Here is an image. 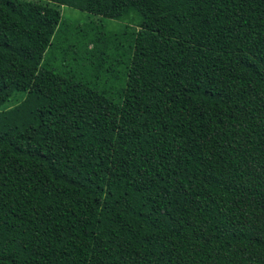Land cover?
I'll use <instances>...</instances> for the list:
<instances>
[{
	"label": "trees",
	"instance_id": "obj_1",
	"mask_svg": "<svg viewBox=\"0 0 264 264\" xmlns=\"http://www.w3.org/2000/svg\"><path fill=\"white\" fill-rule=\"evenodd\" d=\"M0 264H264V0H0Z\"/></svg>",
	"mask_w": 264,
	"mask_h": 264
},
{
	"label": "rangeland",
	"instance_id": "obj_2",
	"mask_svg": "<svg viewBox=\"0 0 264 264\" xmlns=\"http://www.w3.org/2000/svg\"><path fill=\"white\" fill-rule=\"evenodd\" d=\"M61 16L63 18V21L67 23H73L79 25H82L90 21H95V22L99 21V18L97 17L89 16L87 14L81 13L78 10L71 9L69 7L61 8ZM103 23L107 28L112 30H120L122 29L123 26L121 22H117V21L104 20ZM17 100H15L14 97H12L9 100L8 105L9 106L15 105L17 103Z\"/></svg>",
	"mask_w": 264,
	"mask_h": 264
}]
</instances>
